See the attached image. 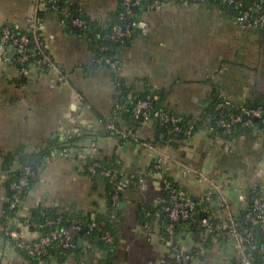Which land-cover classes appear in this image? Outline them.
<instances>
[{"label": "crops", "instance_id": "1", "mask_svg": "<svg viewBox=\"0 0 264 264\" xmlns=\"http://www.w3.org/2000/svg\"><path fill=\"white\" fill-rule=\"evenodd\" d=\"M120 1L73 0L105 26L113 22ZM37 3L0 0V28L25 29ZM41 13L49 51L62 74L30 67L22 75L20 64L0 63V227L10 199L7 184L23 168L20 158L46 149L61 134L67 137L62 146L71 154L50 151L15 215L18 220L39 208L90 218L107 213V181L86 173L88 159L117 166L129 182L111 211L113 250L106 252L82 240L77 257L47 264L240 263L235 244L227 237L210 240L198 259L176 261L167 223L158 215L169 195L163 173L153 170L158 155L135 142H122L106 125L114 120L140 140L155 142L169 158L165 168L171 181L197 198L210 194L219 221L224 202L238 217L245 192H257L264 199V127L240 132L229 142L227 136L211 131L204 115L214 108L218 91L234 106L264 104V29L241 25L213 2L167 6L145 15L148 26L120 50L116 74L106 65L94 64L87 35L70 30L55 13ZM117 77L122 90L149 91L166 111L202 122L198 130L170 139L155 119L143 125L130 121L123 109L116 108ZM14 231L27 240L38 237L34 230ZM200 236L201 232L181 231L177 240L182 253L192 251ZM0 264H33L1 230Z\"/></svg>", "mask_w": 264, "mask_h": 264}, {"label": "built area", "instance_id": "2", "mask_svg": "<svg viewBox=\"0 0 264 264\" xmlns=\"http://www.w3.org/2000/svg\"><path fill=\"white\" fill-rule=\"evenodd\" d=\"M61 1L62 0H38L37 7L34 13L29 16L27 27L25 29L11 26L0 28V63L16 62L20 64L22 67V75L28 74V64H30L31 67H37L46 72L62 74L61 69L56 64L49 51V46L44 33V25L42 18L39 15L42 11L55 12L57 15L60 13L65 14L68 20L61 21L65 25L68 23L75 28H83L87 25V22L80 18H73L68 6L64 5L61 7L59 5ZM68 1H70V4L74 3L73 0ZM220 1L233 6L235 10L239 11V14L235 19L241 25L264 29V0ZM142 2L143 0H124L123 5L125 6L126 12L120 15L117 22L124 20L125 14L131 15L133 8L140 7ZM201 2H204V0H148V4L142 9L141 16L132 26L117 24L114 27L113 32L108 34L106 38L123 44L125 39L132 36L133 28L140 31L146 30L148 23L144 17L148 13L171 5H188ZM94 47L101 52L107 48L106 46L97 43ZM7 49H11L13 51L12 54H9ZM94 64L96 66L106 65L116 74L118 73L120 66L119 59L114 56L107 58L95 56ZM118 81L119 79L117 77L116 82L118 83ZM118 86L120 88L118 92L119 98H117V109H124L126 105L131 104L132 117L139 124L143 125L150 120L155 119L170 132H183L184 128L181 124L183 119L180 115L172 114L165 110H153V104L156 101L155 97L149 96L146 98H136V95L132 93H127L123 96V87H121V84L119 83ZM215 97L216 103L214 110L212 114H210V118L206 121L208 124L215 121V125L219 130H222L224 134L230 136L237 131V129L247 130L250 128H256L253 127L255 120L260 122L264 127V106H234L227 100L226 95L221 91L216 92ZM197 122L198 121L196 120L191 121L187 134H191L193 126ZM106 128L122 142H135L140 147L155 152L158 155V160L153 166V170L163 173V185L170 196L167 204L161 208L158 215H165L167 217L168 224L166 232L176 261L188 262L200 258L207 250L208 239L212 236L214 238L227 237L233 240L236 252L240 257V264H254L253 252L264 255V243L260 245L256 244V235L253 231L255 227L264 225V199L262 197L259 196L254 200V206L250 210L248 207L247 196L243 194L240 197L242 208L247 212L246 219L251 225L249 231H243L242 227L237 222V217L233 214L227 202H224L223 205L222 221L217 222L216 220L219 218L217 212L209 207L211 203V195L207 194L205 196H200L196 201L192 200L186 190L175 186L169 178L165 168V164L169 158L162 152L155 142L140 140L135 134H132L130 130L127 131L119 128L114 120L113 122H108ZM211 131H214L213 127H211ZM55 139L58 140L60 145V149H56L57 154L70 155V148L62 146L67 141V137L60 134L56 136ZM85 170L86 173L91 175H95L98 170H101L100 176L112 184L111 200L113 203L118 202L121 199L122 193L127 188L129 181H118L119 175L117 174V171L104 170L100 163L89 164ZM22 172V175L9 186V192H11V195L8 201V207L10 211L18 212L27 193L26 186L29 178L35 179L36 177V174L30 166H24ZM189 172H192V170H189ZM205 179L207 180V178ZM210 184L212 188H219L212 184V182H210ZM195 212L197 214H203L204 216L196 225L202 229L201 236L192 251L189 253H182L179 249L177 237L174 235L175 227L180 221L186 222V227H191L192 225L195 226L191 220L192 215ZM94 220L95 221L91 224L90 228L98 226L105 227L103 221L98 222L96 221V218ZM59 224V221L52 218H46L43 223L39 224L37 221L32 220V216L27 217L22 221L15 217L12 221L1 225L0 230L15 250L25 252L29 259L37 262L36 264H47V261H45L44 258L49 256L54 243H59L64 249L72 250L75 248L77 237L82 230V225L78 221H74L63 228H55V226ZM12 225H16L15 228L19 227L24 228L25 230H35V232L38 233V237L34 240H27L21 235V233L12 231ZM44 229H50V232L44 235L42 233ZM102 240L106 245L110 246L115 239L111 232L106 230Z\"/></svg>", "mask_w": 264, "mask_h": 264}, {"label": "trees", "instance_id": "3", "mask_svg": "<svg viewBox=\"0 0 264 264\" xmlns=\"http://www.w3.org/2000/svg\"><path fill=\"white\" fill-rule=\"evenodd\" d=\"M66 1H68V0H62L59 3V5L61 7H63L64 5L68 6L69 7V11L71 12V15H72L73 18L74 17L75 18H80V19H82V20L87 22V25H85L83 28H75L71 24H68V23H67L66 26L70 30L75 32L76 34L87 35L89 40H90V47H91L92 52L94 53L95 56L102 57V58H107V57H111V56H114V57L118 58L120 50L123 49V48L128 47L130 45L131 41L137 36V34L141 33L140 30L133 28L134 30L132 32V36L130 38L125 39L123 44H121L120 42L112 41V40L106 38V36L108 34L113 32V29H114V27L117 24H122V25H125V26H128V25L132 26L139 19V17L141 16L143 7H145L148 4L147 3L148 0H143V2H142L140 7L133 8L131 15L125 14V19L122 20V21H118L117 22V19L120 17V15L126 12L125 6L123 5V1L124 0H121L119 5H118V8H117L116 12L112 16L113 17V22L111 24L105 26V25L99 24L97 21L93 20L91 17L86 15L78 7L77 4H75V3H73V4L71 3L70 4V1L65 3ZM204 2H213V3L217 4V5H220V6L224 7L229 12V14H231L233 17H237V15L239 14V11L235 10L233 6H230V5L224 3V2H222L220 0H204ZM52 13H55V12H52ZM39 16L43 17L44 13H41ZM58 16L63 21H67L68 20V18L66 17L65 14L60 13ZM104 36H105V39H104ZM96 43L99 44V45L106 46L107 47L106 50H104L102 52L99 51L97 48L94 47ZM27 67L30 68L31 67L30 64H28ZM122 93H123V96H124L127 93H132V92L128 88L124 87ZM132 94H134V93H132ZM134 95H136V98H146V97H149V96L150 97H155L149 91L145 92L144 94H136L135 93ZM257 105L264 106V104H257ZM257 105H249V107H254V106L256 107ZM153 110H165V109H163L160 106L159 101L156 100L154 102V104H153ZM213 110H214V108L211 109L209 112H207L206 115H204L205 116V120L210 118V114H212ZM123 111L125 112V116H126L127 119H129L130 121H131V119L134 120L133 117H132V105L131 104L126 105L124 107ZM170 113H172V112H170ZM172 114H174V113H172ZM180 116L183 119V121L181 123L183 128H184L183 132H181V133H173V132H170L168 129H166V127L162 126L163 130L167 133L166 134L167 137L170 138V139L171 138L183 139V138L189 137V136L193 135L198 130L200 124L202 123V122H197L193 126V130H192L191 134H187V130L189 129V126L191 124V121H193V118L187 117V116H183V115H180ZM135 122L138 123L137 121H135ZM210 127L214 128V131H215L216 134H219V135H221L222 137H225V138L227 136L226 139L228 141H232L236 137V135H238L240 132H244V131L245 132H249L250 130L254 129V128H250V129H247V130L237 129V131H235L232 135L228 136V135L224 134L222 132V130H219V128L215 125V121L211 122ZM253 127H263V126L260 124V122H257L255 120ZM68 140L70 141V140H72V138L71 139L69 138ZM57 147L59 148L58 140L54 139V140L50 141L49 146L46 149H44V150H42V151H40V152H38V153H36L34 155L23 156V157L20 158V162L23 165V167L24 166H30L32 168L33 172L36 174L35 179H32V178L30 179L29 178V180H28V183H27V186H26V190H27L26 195L29 193V191L31 190L33 185L37 182V180H38V176L37 175H39V169L43 165L45 159L47 157H49L50 151L52 149H55V150L58 149ZM93 163H100L104 170H115V171H117V174L119 175L118 176V181L126 180V178L124 177V175L118 169L117 166H114V165L106 163V162H100V161L94 160V159H91V160L88 159V165L89 164H93ZM100 172H101V170H98L97 174H95V175L89 174V175L90 176H100ZM22 173L23 172L20 171V172H17V173H15L13 175L12 179L9 180V182L7 184L8 188H9L10 184L13 181L17 180L22 175ZM174 185L177 186L176 184H174ZM106 191H107V197H108V208H109V211L107 213H104V214L103 213L98 214V216L95 217L96 221H98V222L103 221L105 223V227L98 226V227H95V228H90L91 224L95 221L94 220L95 218H90V216L89 217L81 216V215L80 216H77V215L70 216V215H66V214L57 213V211L54 210V209H46V208H39V209H37L36 211L33 212L32 220L37 221L39 224L43 223L46 218H52V219L57 220V221L60 222V224L55 226V228L56 227H59V228L66 227V226H68L69 224H71L74 221H78L82 225V230H81V232L79 233V235L77 237V241H76L74 249H72V250L64 249V248H62L59 245V243H54L53 249L50 251L49 256L44 258L45 261L50 263L53 260H58L61 263H63L70 256L77 257L79 252L82 251V248H80V242L82 240L83 241L84 240L88 241V243L93 244L96 247L102 249L103 251L105 250L106 252H111L113 250V248L115 246V243H116V235H115V230L113 228V220H112V217H111V211H112V208L114 207V203L111 200V197H112V184H110L109 182H107ZM10 195H11V192H9V197H10ZM189 195L191 196L192 200H196V201L198 200L197 197H195V196H193L191 194H189ZM245 195L247 196L248 207H249V210H250L254 206V200L257 197H259V195H258L257 192H254V191L245 192ZM169 198H170V196L168 195V197H167L165 203L163 204V206L167 204ZM209 207L216 211V209L212 207L211 203H210ZM16 213L17 212H15V211H10L9 210L8 203H7L6 204V209H5V218H4L3 221L5 223L9 222V221H12L15 218ZM246 213L247 212L245 210H243L241 212V214L237 217V222L240 224V226L242 227L243 231H249L250 228H251V225L249 224V222L246 219ZM203 217H204L203 214H197L196 212L193 213L191 220H192L193 224H195V226L192 225L191 227H186V222H183V221L178 222L176 224V227H175L174 235L176 237H178V234L181 231H185L186 229H188L189 231L201 232L202 229H200L196 225H197V223L200 220L203 219ZM163 219H165L166 223L168 224V220H167V217L165 215H163ZM216 221L218 222L219 218ZM106 230H109L111 232V234L113 235L114 239H115L114 242L110 246L106 245L105 242L102 240V237H103L104 232ZM253 231H254V233L256 235V244L257 245L263 244L264 243V225H259V226L255 227L253 229ZM49 232H50V229H44L42 231V233L44 235L48 234ZM213 238H214L213 236L209 237V239H208L209 242ZM209 242H208V244H209ZM207 247H208V245H207ZM20 252L23 253L29 259V257L26 255L25 252H23V251H20ZM252 255H253V258H254V264H264V255L257 254L256 252H253ZM29 260H31V259H29ZM31 261L33 262V264L37 263L36 261H33V260H31ZM238 264H240V263H238Z\"/></svg>", "mask_w": 264, "mask_h": 264}, {"label": "water", "instance_id": "4", "mask_svg": "<svg viewBox=\"0 0 264 264\" xmlns=\"http://www.w3.org/2000/svg\"><path fill=\"white\" fill-rule=\"evenodd\" d=\"M14 229H15V225H12V226H11V230L14 231ZM80 243H81V242H80Z\"/></svg>", "mask_w": 264, "mask_h": 264}]
</instances>
